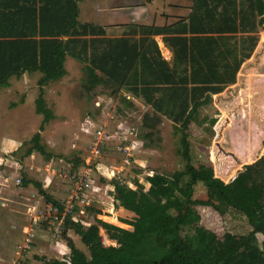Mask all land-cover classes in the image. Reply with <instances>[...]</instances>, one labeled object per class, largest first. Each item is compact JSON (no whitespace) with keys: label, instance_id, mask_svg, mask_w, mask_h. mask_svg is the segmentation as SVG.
Segmentation results:
<instances>
[{"label":"trees","instance_id":"1","mask_svg":"<svg viewBox=\"0 0 264 264\" xmlns=\"http://www.w3.org/2000/svg\"><path fill=\"white\" fill-rule=\"evenodd\" d=\"M80 1L0 0V89L9 87L13 77L42 73L36 104L38 113L44 114V129L54 116L44 97L45 86L67 75L66 59L72 55L85 63L88 89L114 85L117 93L126 86L151 105L157 118L146 115L145 128L155 129L164 115L182 129L181 153L187 166L172 175H149V191L115 182L120 192L115 206L136 214L135 219L124 220L133 229L101 218L85 223L66 214L64 235L70 255L36 258L42 264H264V240L260 243L257 236L264 235V157L226 183L215 174L211 161L192 163L186 134L191 123L206 122L199 119L201 109L214 94L237 82L242 64L254 53L264 24V0H196L188 22L173 29L140 26L144 34L140 38H107L104 27L80 22ZM162 33L171 34L165 40L174 51L172 62L163 58L155 39L149 40V35ZM210 121L215 125L216 119ZM149 131L144 139L152 135ZM33 141L28 154L46 153L41 132ZM200 182L220 213L225 207L239 210L245 201H260L259 211L247 213L253 230L244 242L231 233L221 239L202 224L194 198ZM23 183H34L50 205L64 211L42 182ZM69 229L80 236L89 254L68 237ZM102 229L116 244L104 243Z\"/></svg>","mask_w":264,"mask_h":264},{"label":"rangeland","instance_id":"2","mask_svg":"<svg viewBox=\"0 0 264 264\" xmlns=\"http://www.w3.org/2000/svg\"><path fill=\"white\" fill-rule=\"evenodd\" d=\"M102 1L83 2L82 19L92 18L95 2ZM168 1L158 0L159 9H166ZM258 34V45L241 66L237 83L213 95V101L201 109L199 119L206 118V122L191 123L186 133L192 163L212 162L215 174L226 183L264 157V24ZM66 66L67 76L45 86L44 97L54 116L44 129V114L38 113L36 104L42 73L14 77L9 88L0 89V187L14 189L0 190V200L7 203L0 204V264H42L36 256L67 258L71 248L64 235L66 214H74L75 220L85 223L101 218L131 227L124 220L135 219L136 214L115 206L120 196L115 182L149 191V175L186 170L187 159L181 153L184 133L171 119L160 117L155 129L145 128V116L157 118V113L141 96L126 86L117 93L114 85L88 89L85 63L71 58ZM210 118L216 119L215 125ZM148 131L152 135L144 139ZM38 132L46 153L36 150L28 154ZM135 137L139 142L129 149ZM233 151L239 154L236 159ZM43 175L48 176L44 182L55 190V194L47 193L63 204V212L52 205L47 207L48 201L34 184L30 190L15 191V187H24V179L40 181ZM194 198L199 202L203 225L221 239L231 233L239 242L253 230L247 213L261 209L260 201L252 200L245 201L242 209L225 207L220 213L201 182L196 185ZM101 232L106 245L116 244L104 229ZM67 235L89 254L74 230L69 229ZM11 236L18 244L16 251ZM257 236L261 243L263 233Z\"/></svg>","mask_w":264,"mask_h":264},{"label":"crops","instance_id":"3","mask_svg":"<svg viewBox=\"0 0 264 264\" xmlns=\"http://www.w3.org/2000/svg\"><path fill=\"white\" fill-rule=\"evenodd\" d=\"M88 0H82L79 2V20L83 23H93L97 26L104 27L106 30V34L103 35L107 38H117L122 36H130L132 38H140L143 36V32L140 26H156V27H168L170 26L172 29L177 27L179 24H185L189 21V16L195 6L196 0H169L167 4H165V8L163 11L159 9L158 0H103L100 2H95V14L93 17H86V19H82V3ZM191 3H189V2ZM169 33H162L156 35H147L149 40L155 39L162 51L163 58L167 61L172 62L174 57V51L171 45L165 40L166 36H169ZM75 60L76 58L72 55H67L66 63L70 59ZM75 58V59H74ZM243 65V64H242ZM67 67V66H66ZM68 69V68H67ZM241 70V69H240ZM69 71V70H68ZM240 72V71H239ZM32 74L25 73L22 76H30ZM68 75V73H67ZM66 75V76H67ZM14 78V77H13ZM12 78V79H13ZM10 81L12 84L13 81ZM237 83V82H236ZM10 84V85H11ZM10 87V86H9ZM8 87V88H9ZM134 96V95H133ZM135 97V96H134ZM137 97V96H136ZM154 111V109H153ZM161 118L166 117L164 115L160 116ZM170 120V119H169ZM232 133V132H231ZM229 133V134H231ZM133 135V134H132ZM240 141V139H239ZM139 139L135 137L132 139V145L128 146L129 149H134L133 145H137ZM238 146V144L236 145ZM233 157L236 159L239 154L233 151ZM7 173V171H5ZM44 176V175H43ZM5 178V177H4ZM48 178L45 175L40 181L43 184L45 191L52 192L55 194V190L52 189V185H48L44 181ZM6 179L10 180V177ZM86 179V178H85ZM31 180V179H30ZM149 183V182H148ZM34 183H30L29 185H24V187H15V191L18 193L20 190L24 192L26 188L30 190L31 185ZM150 185V183H149ZM24 188V189H22ZM8 190L9 192L14 191V189L7 187H0L1 191ZM16 193V192H14ZM0 204L7 205L6 201H1ZM49 204V203H48ZM47 204V207H51V205ZM119 209H127L119 207ZM118 209V210H119ZM133 220V218H131ZM21 226V225H20ZM17 228V227H16ZM20 228V227H19ZM128 229H133V227H128ZM71 237L72 234L70 233ZM80 238V236H78ZM12 247L16 251L17 245H15L14 238L11 236ZM76 243V242H75ZM10 246V245H9ZM10 248V247H9ZM38 249L42 251L41 247L37 245H33V249ZM35 264V263H30Z\"/></svg>","mask_w":264,"mask_h":264},{"label":"built area","instance_id":"4","mask_svg":"<svg viewBox=\"0 0 264 264\" xmlns=\"http://www.w3.org/2000/svg\"><path fill=\"white\" fill-rule=\"evenodd\" d=\"M87 163H89V162H87ZM84 184H85L86 186L89 184V182H88V178L85 179Z\"/></svg>","mask_w":264,"mask_h":264},{"label":"water","instance_id":"5","mask_svg":"<svg viewBox=\"0 0 264 264\" xmlns=\"http://www.w3.org/2000/svg\"><path fill=\"white\" fill-rule=\"evenodd\" d=\"M264 43V38H263V42H262V44Z\"/></svg>","mask_w":264,"mask_h":264},{"label":"clouds","instance_id":"6","mask_svg":"<svg viewBox=\"0 0 264 264\" xmlns=\"http://www.w3.org/2000/svg\"><path fill=\"white\" fill-rule=\"evenodd\" d=\"M215 95V94H214Z\"/></svg>","mask_w":264,"mask_h":264}]
</instances>
